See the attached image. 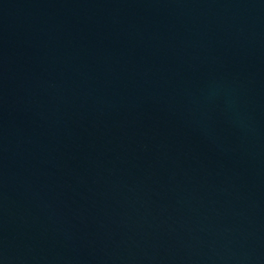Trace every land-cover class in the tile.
Instances as JSON below:
<instances>
[{"label": "water", "instance_id": "obj_1", "mask_svg": "<svg viewBox=\"0 0 264 264\" xmlns=\"http://www.w3.org/2000/svg\"><path fill=\"white\" fill-rule=\"evenodd\" d=\"M0 264H264V0H0Z\"/></svg>", "mask_w": 264, "mask_h": 264}]
</instances>
